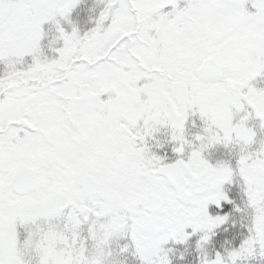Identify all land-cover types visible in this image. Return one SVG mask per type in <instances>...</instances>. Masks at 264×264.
Segmentation results:
<instances>
[{
	"label": "snow or ice",
	"instance_id": "6c2138e0",
	"mask_svg": "<svg viewBox=\"0 0 264 264\" xmlns=\"http://www.w3.org/2000/svg\"><path fill=\"white\" fill-rule=\"evenodd\" d=\"M0 264H264V0H0Z\"/></svg>",
	"mask_w": 264,
	"mask_h": 264
}]
</instances>
